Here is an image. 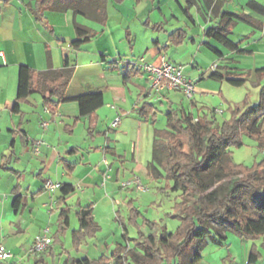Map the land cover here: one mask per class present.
Segmentation results:
<instances>
[{
    "label": "crops",
    "instance_id": "obj_1",
    "mask_svg": "<svg viewBox=\"0 0 264 264\" xmlns=\"http://www.w3.org/2000/svg\"><path fill=\"white\" fill-rule=\"evenodd\" d=\"M252 1L259 3L263 9L252 6ZM63 3L67 7L65 11H60L61 5L56 4L54 8L45 12L46 21L53 28V33H51L43 25L36 22L32 14L34 0H13L9 5L0 2V33L3 35L0 41V122L5 124L4 127L0 126V138L3 148H5L4 152H8L0 153V170L5 172L0 173V244L5 245L12 253L21 258L22 261L19 262L17 259L18 262L14 264L25 262V251L45 228L51 227L53 242H55V237L58 234V245L61 244L63 247L62 239L68 233L67 231L72 228V214H77L81 208L92 205L93 215L97 223L95 210L101 202L107 200L109 204L112 203L109 208L115 210L116 206L120 204V201L117 200L119 193H121L120 184L130 180L129 177H126L127 175L138 173L151 183L162 181L166 173L158 160L155 159V143L159 139V132L167 131L168 128L166 126L165 129L160 130L155 127L159 108L167 107L165 115L170 111H177L182 115L191 113L196 120L206 113L213 112L210 116H213L218 122L217 114L214 112L216 109L208 108L200 100H192L190 103H186L182 97L183 94L180 92L163 91L157 95L151 91V88L148 90V79L143 72H137L131 68L125 69L122 63L116 65L117 69H110L109 64H116V60L110 61L111 56L107 51H100L95 63L92 62L91 64H95L100 69V75H103L104 78L108 77L109 74H121L123 84L108 81L105 85L101 84L97 87L91 85L90 82L87 83V81L80 84L77 82V77H79L78 64L74 61L76 64L75 73L67 89V96L70 97L89 92H101L103 94L104 106L96 113L98 120L95 125L91 126L89 117H79L80 112L77 103L61 104L54 117L46 110L39 95L32 96L27 103H18L16 101L17 90L13 85L15 78L13 79V77L15 74H19L20 66H28L38 71H45L50 66L61 69L64 66L65 58H70V53L73 51L75 53L82 52L85 45L79 50L70 47L71 42L77 39L76 25H81L79 17L83 16L96 23L104 24L103 29L81 25L98 33L92 41L106 34L114 3L118 6L130 5L135 9V13L131 16L134 18L142 17L143 23L145 22L147 27H151L150 25L153 24L155 30H164L163 24L170 22V20L183 22L184 17L186 25L170 33L165 43H162L159 37L154 40L157 51L153 53L154 55L150 60H146L144 57L149 52L147 47L145 55L140 56V59L133 57L125 60L120 55L119 62H131L138 65L141 61L146 60L148 63H158L160 56H165L171 63L186 67L189 64L183 63L186 55L179 58L169 55L173 48H181L182 53L185 52L189 55L193 54L195 48H197L196 54L198 55L202 53L203 49H206L210 55L205 54V56L211 58V67L217 65V68L214 71L210 69L209 75L201 74L198 77V83L207 79L219 82V91L213 92L215 95L223 96L225 94L222 88L229 84L227 78L222 81L216 80L211 77L212 74L215 72L225 76L239 75L246 81L245 85L240 87L246 89L244 100L232 102L227 98L225 99L229 104H234V108L240 109H243L245 105L254 106L258 104L260 92L264 85V77L261 78L258 73L259 70L264 69V0H124L122 3H118L116 0H106L105 3L100 0H63ZM100 7H103L102 11L97 14V8ZM8 12L10 13L7 14L9 16L6 15ZM49 12L56 14L73 12L74 35L72 37L58 35L49 19ZM224 12L238 14L245 18V20H239L233 25L231 34L228 36L231 42L239 45L238 51L229 50L205 35V31L218 26L221 13ZM117 18L120 20L121 16L117 15ZM102 19L104 22L99 21ZM40 27L46 32L44 33ZM179 30L184 31L185 39L182 44L175 45L171 42V35ZM46 33H49L50 36H47ZM125 39L131 43L132 47L137 45V36H133L130 31ZM179 40H182L180 36ZM53 46L63 47V54L59 61L54 59L51 49ZM211 48L222 54V57L215 54ZM70 60L72 61L71 58ZM190 64L194 69L200 68L195 57H192ZM138 78L144 79L145 83L136 81ZM187 78L194 81L189 75ZM11 83L14 90L8 93ZM16 84L18 87V79ZM113 84L121 86L120 93L116 94L115 89L111 88ZM130 84L132 89L129 88ZM84 87L88 88L87 91H80ZM195 89H197L196 86ZM107 93L110 94L108 100L116 102L117 107L114 106L116 109L110 108L111 111L108 110L106 113ZM131 95H135V99L131 98ZM37 96L40 97V100ZM129 98H131V103ZM112 99L113 101H111ZM254 99H258V101L252 103ZM145 103L153 105L157 109L154 123L146 121L140 116L139 110ZM200 109H203L205 113H200L198 117H195ZM40 111H44L46 116L39 125ZM107 114L111 120L109 126L105 128L103 119ZM118 115L121 117V122L116 128H112L113 121ZM37 122L38 124H35ZM43 123H48L47 129L42 128ZM218 123L222 124L223 122ZM129 132L135 137H130ZM124 137L128 139L126 141L127 147L119 148L121 139ZM38 140L42 141L43 144L39 153H35L33 143ZM4 177L7 178L10 185L5 188V191H2V178ZM28 179L33 181L26 188L24 184L29 181ZM47 181L55 182L54 184H59V187L49 190L45 188ZM63 184H70L75 188V192L67 197L65 205L59 203L62 196L60 185ZM17 185L20 189L18 192H14L13 190ZM17 193L22 196L23 203L16 212L13 208V201ZM142 200L143 197L141 196L126 203L130 207L131 202L135 204V202ZM66 205L71 207L70 226L62 234L59 233V215L61 209ZM38 216L45 219L47 217L51 221V225L43 227L45 226L44 221ZM140 227L137 229L138 233L141 232L144 237L149 236L142 232V228L150 229V227L143 225ZM79 228L78 220V225L73 232L78 231ZM30 232H34V235H30ZM227 233H225L227 237L225 244L229 246ZM97 236L85 240L80 249L76 250L77 255L74 254L73 249L72 251L67 250L65 252L66 257L97 260L91 259L88 251L86 254L82 253L83 257L78 256L81 251H84L83 247L89 244V240L106 239H98ZM128 237L131 238L129 232ZM138 238L139 235L136 239L131 238V242H136ZM118 244H125V241ZM56 248L54 244L48 251L31 259L34 264L38 259H43L46 264L50 258H54V261L59 256ZM258 251L262 256L258 264H264L263 253ZM245 262L247 264L248 257Z\"/></svg>",
    "mask_w": 264,
    "mask_h": 264
},
{
    "label": "trees",
    "instance_id": "obj_2",
    "mask_svg": "<svg viewBox=\"0 0 264 264\" xmlns=\"http://www.w3.org/2000/svg\"><path fill=\"white\" fill-rule=\"evenodd\" d=\"M12 1L0 0L5 5ZM100 1L105 3L106 0ZM116 1L122 3L124 0ZM56 4L61 5L60 11L67 9L63 0H34L32 8L36 22L51 33L53 28L46 21L45 12L54 8ZM251 5L263 9L256 1H252ZM102 8H97L96 13L99 14ZM239 20L245 18L238 14L221 13L218 26L205 31V35L229 50L238 51L239 45L231 42L228 36L233 25ZM99 21L104 22L103 19ZM76 35L77 39L71 42L70 47L79 50L83 45L90 43L98 33L77 24ZM179 36L182 40H179ZM184 39L185 34L182 30L171 35V42L175 45L182 44ZM211 49L222 57L217 50ZM118 63H122L125 69L143 72L136 63L131 62H116L109 64V68L117 69ZM74 73L75 64L69 57L65 58L61 69L50 66L45 71H38L22 65L19 68V93L16 101L27 103L32 96L39 95L46 110L53 117L61 104L77 103L79 117H89L93 126L98 120L97 111L104 106L103 94L89 92L79 96H67V89ZM258 73L261 78L264 77V69ZM211 77L221 81L227 78V82L234 87H242L246 83L239 75L225 76L214 72ZM230 110L231 118L222 124L207 113L197 120L191 113L182 115L177 111H170L166 115L168 130L159 132V139L155 143V159L161 164L171 183L166 185V189L173 193L180 192V201L176 202L174 209L182 211L175 216L182 223L176 231L168 232L167 228H161L160 234L152 233L147 237L139 232L141 239H137L131 249L128 247L131 238L124 227L125 244H117L111 256L102 255L97 260L69 256L64 264H201L202 251L208 238L220 246L227 241L225 235H216L208 228L211 222L242 239L264 238V160L250 167L236 164L231 151L232 148L240 149L245 146V134L252 138L264 139V85L258 104ZM156 111L153 105L145 103L139 113L146 121L154 123ZM227 179L229 181L225 184ZM19 189L17 185L13 191L18 192ZM60 191L62 196L59 203L65 205L67 197L75 192V188L70 184H63L60 185ZM22 203L23 198L17 193L13 201L16 212ZM130 209L131 220L136 228L140 229L137 218L141 216V212L132 202ZM70 214L71 207L66 205L61 209L59 233L63 234L68 230ZM76 215L80 228L72 233V243L74 249L79 250L85 240L95 238L101 229L95 221L92 205L81 208ZM118 221L122 224L120 216ZM143 226L153 230L158 224L144 219ZM163 240H166L167 244L163 243ZM55 241H59L58 234ZM261 258L258 248L253 246L247 264H258ZM35 264L46 263L43 259H38Z\"/></svg>",
    "mask_w": 264,
    "mask_h": 264
},
{
    "label": "rangeland",
    "instance_id": "obj_3",
    "mask_svg": "<svg viewBox=\"0 0 264 264\" xmlns=\"http://www.w3.org/2000/svg\"><path fill=\"white\" fill-rule=\"evenodd\" d=\"M14 6V5H13ZM15 8V7H14ZM140 9L137 12V15L139 13ZM12 12V11H10ZM135 13V9L132 8L130 5L124 6H118L117 4H113L111 8L110 13V23L108 24L107 32L103 36H99L93 41H91L88 44H85V46L82 49V52L75 53L74 51L69 54L70 58L72 59L73 63L75 62L78 64V76L77 82L80 84H84L86 81L87 83L90 82L91 85L97 87L102 85H105L106 82H113V83H121L123 84V76L118 73L109 74L108 77H103V75H100V69H98L95 64H91L92 62L95 63V60L98 58V53L100 51H107V53L111 56L110 61H113V59L116 60V62H119V56L125 60L132 59L133 57H136L137 59H140L139 57L142 55H145L146 48H149L148 54L145 55L146 60H150L151 57H153V53L157 51L154 46V40L159 37L162 43H165L167 40V37L170 33H172L175 29L181 28L184 25H186V20L183 17V22H178L176 20H170L168 23H164L163 27L164 30H155L154 25H150L151 27H147L145 22L143 23V18L140 16H137L136 18L132 17L131 15ZM10 14L9 12L6 13ZM72 15L74 16L73 12H67L65 14H56L53 12H49L48 16L51 21V23L54 25L56 32L58 35L66 36V37H72L74 35L73 30V22H72ZM117 15L121 16V19L119 20L117 18ZM9 16V15H7ZM134 18V19H133ZM79 21L81 25H86L88 27L92 28H98L103 29L104 24L96 23L89 18L85 17H79ZM188 23V22H187ZM26 26V24H25ZM43 32L46 31L40 27ZM102 31V30H101ZM131 32L133 36H137V45L132 47L131 43H129L128 40L125 39L128 32ZM160 31V32H158ZM47 36H50L49 33H46ZM3 38V35L0 33V41ZM52 54L54 56V59L60 60L62 54H63V47L62 46H53L52 48ZM196 49L193 52V54H186L183 52V50L180 48H173L172 51L169 52L170 56H176L177 58L183 57L186 55V59L183 61V63H189L186 67L184 66V73L186 77L189 75L191 79H194L195 86L197 89H195L194 97L192 99L186 98L184 95L182 96L184 99V102L190 103L192 100H200L204 104L208 106V108H215L214 110L215 114H217L218 122L222 123L224 121H227L231 118V110L230 108H234V104H229V102H226L227 98L230 101L234 102H240L243 101L246 95V89L240 88V87H233L229 84H226L223 86V92L225 97L219 94H214L213 91H219L220 89V83L216 81H212L207 79L206 81L199 82L198 83V77L201 74H210V67L212 65L211 58L207 57L210 53L206 49H203L201 54H196ZM205 54H207L205 56ZM192 55V56H191ZM192 57H195L198 60V63L200 65L199 69H194L191 64L190 60ZM146 60H143L146 62ZM75 61V62H74ZM141 61L140 63H142ZM76 65V64H75ZM11 74V73H10ZM10 76V75H9ZM11 78V77H10ZM15 78V84L14 88L17 90V95L19 93V88L17 87V79L19 83V74H15L13 79ZM12 81V80H11ZM136 81H141L142 83H145L144 79L138 78ZM132 89V85H129ZM115 89L116 94L120 93L119 90H122L121 86H117L113 84V87ZM147 88L148 90L151 88L150 84L147 82ZM84 89V90H83ZM81 89L80 91H87V87ZM12 83L10 84L9 92H13ZM122 92V91H121ZM7 93V94H8ZM111 93V92H110ZM107 106L105 107V112L107 113L112 106L117 107L116 102H110V94L107 93ZM131 98L135 99V95H131ZM37 98L40 100V97L37 96ZM131 98H129V102L131 103ZM152 100L154 98H151ZM113 101V99L111 100ZM258 101V99H254L252 103H255ZM116 103V104H115ZM158 116L156 119V126L158 129L162 130L165 129L167 126V118H166V111L167 107H161L159 108ZM220 110V111H219ZM111 111V110H110ZM207 112V111H206ZM105 113V114H106ZM200 113H205L203 109H200L198 113H196L195 117H198ZM209 113V112H208ZM45 114V115H44ZM209 115H212L209 113ZM46 113L44 111H40V120L39 125L45 120ZM109 115L107 114L104 116L103 119V125L104 127H108L110 123ZM35 124H38L35 123ZM4 123L0 122V126L4 127ZM131 134L130 137H135L134 134ZM147 135V134H146ZM147 138V137H146ZM1 139V138H0ZM127 138L121 139V145L119 148H126L127 144L126 141ZM244 142L245 146L240 149L232 148L231 151L233 152V161L236 164H242L244 166H252L254 163H260L264 160V139H255L251 138L247 135H244ZM147 143V142H146ZM123 144H126L123 146ZM147 145V144H146ZM0 153H8L4 152L5 148H3L2 139L0 140ZM187 150V149H186ZM0 173H5L2 170H0ZM134 176L141 179L143 185L146 187V191L139 192L136 190L135 187H128L123 188L122 183L120 184L121 187V193H119L117 200L120 201V204L116 206L115 210H112L111 207L109 208V202L106 200L104 202H101L95 210V215L98 223L101 226V231L98 233V239L106 238L105 240H89V244L87 246L83 247L84 251H81L78 256L83 257L82 253L86 254V251L89 252V257L91 259H99L103 254L106 256H111L114 248L118 243H124V227L127 228L129 232V236L132 239H136L138 235V230L136 226L133 224L134 222L131 220L130 213L131 209L127 205V203L131 199L140 198L143 197V200L141 202H135L134 207H136L140 212L141 216L137 218L138 225L144 224V219L155 221L158 226L151 230L149 228H142V232L145 235H150L152 233L160 234L162 230L161 228H167L168 231H176V229L181 225V220L179 218H175L177 214H181V210L175 211V203L180 201L179 195L180 192L173 193L166 189V185L169 182L168 178L165 177L162 179V181H156L155 183L149 182L145 177H141L138 173L133 175L131 173L130 175H127L126 177H129L130 179ZM2 177V175H1ZM31 181L25 182L24 186L27 188L28 185L32 184V179H28ZM229 180L227 179L225 184ZM55 183V182H54ZM171 184V183H170ZM9 181L6 177L2 178V186L1 190L5 191V188L9 187ZM104 192V191H103ZM82 196V195H81ZM111 202V200H110ZM127 202V203H126ZM126 203V204H125ZM118 212V215L120 216L122 220V224L120 221H118V215L116 214ZM39 217V216H38ZM39 218H42L40 216ZM72 228H70L68 233L63 237L62 244L65 246L61 247V244L59 242L55 241L53 242V245H56V251L59 253V256L53 261L52 258L49 259L47 264H64L66 261V254L65 252L67 250L73 249L74 254H76V249L73 247L72 243V232L74 229H76V226L78 225V220L76 217V214H72ZM44 221L43 227H49L51 225V221L46 217L42 218ZM53 222V218H52ZM47 223V224H46ZM51 228V227H49ZM208 228L216 235H225L226 230L223 229L220 225L216 223H209ZM30 235H34V232H30ZM227 236L229 238V246L224 243V245L220 246L215 241H213L211 238L207 239V244L205 248L202 251V256L204 260L201 262V264H245L246 258L249 257L250 251L253 246H256L258 250H260L263 253V259L264 260V238H260L257 240H247L242 239L230 232L227 233ZM29 237V236H27ZM29 239V238H28ZM139 240L141 238H138ZM135 241L128 244L129 248H133L135 246ZM163 243L167 244L166 240H163ZM66 248V249H64ZM29 249V247H28ZM28 249L24 253V260L22 264H34L31 258H34L35 256L28 255ZM77 255V254H76ZM114 263V262H113Z\"/></svg>",
    "mask_w": 264,
    "mask_h": 264
},
{
    "label": "built area",
    "instance_id": "obj_4",
    "mask_svg": "<svg viewBox=\"0 0 264 264\" xmlns=\"http://www.w3.org/2000/svg\"><path fill=\"white\" fill-rule=\"evenodd\" d=\"M143 73L146 75L151 86V91L160 95L163 91L180 92L186 98L192 99L195 93V83L188 79L184 73V66L177 63H171L165 56H160L158 63L142 62L138 64ZM217 65H213L210 69L216 70ZM116 109V107H112ZM121 122V117L118 115L113 121L112 128H116ZM43 129L48 128V123L42 124ZM42 141L38 140L33 143L34 152L39 153L42 146ZM123 188L135 187L137 191L144 192L146 187L143 185L140 178L134 176L130 180L122 182ZM59 187V184H54L51 181L45 183V188L53 190ZM53 246V238L50 228H45L35 237L30 244L28 255L36 256L48 251ZM22 261L5 245L0 244V264H14ZM17 260V261H16Z\"/></svg>",
    "mask_w": 264,
    "mask_h": 264
}]
</instances>
